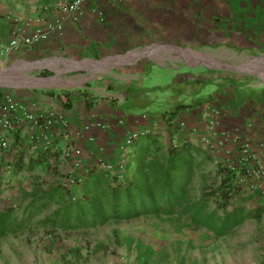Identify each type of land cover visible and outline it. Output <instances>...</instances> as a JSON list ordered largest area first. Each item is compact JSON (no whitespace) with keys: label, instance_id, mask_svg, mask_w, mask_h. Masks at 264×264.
<instances>
[{"label":"crops","instance_id":"0c3cea01","mask_svg":"<svg viewBox=\"0 0 264 264\" xmlns=\"http://www.w3.org/2000/svg\"><path fill=\"white\" fill-rule=\"evenodd\" d=\"M61 4L62 0H0V45L9 43L20 32L31 34L39 29L43 32L41 39L29 48L0 50V72L9 71L11 78L16 73L7 69L17 62L32 64L28 65L32 70L40 69V76H31L39 85L31 89L14 90L16 85L0 84L1 104L3 98L11 96L14 103L23 107L16 111L20 120L14 129L7 131L0 126V135L8 136L11 142L8 149L0 151L4 164L22 145L30 153L43 149V133L53 131L52 144L57 150L50 154L48 164L43 165H51L52 169L71 167L76 159L67 162L62 156V150L71 143L70 146L80 150L76 158L84 157L83 164L77 169L84 172L85 167L99 159H110L120 153L121 144L130 131L160 126L155 125L158 119L156 121L150 115L145 118V114L123 113L114 103L124 100L127 89L135 86L133 82L145 79L143 72L148 62L142 57L148 51L119 52L130 40L209 38L213 28L234 27V32H241L246 24H251L249 37H264V0H89L79 20H75ZM151 53L149 60L154 63L150 65L153 67L167 51L159 48ZM57 80L67 82V85L58 89L50 84ZM0 82L5 79L1 77ZM92 82L103 84L99 87ZM100 88L106 90L107 98L92 100L91 97L102 95ZM112 88L117 89L113 91ZM48 90L61 93L63 98L69 91L76 102L66 107L60 98L50 96ZM87 101H92L93 105L88 107ZM1 104L0 119L5 110ZM263 107V101L256 102L254 98L233 100L229 108H223L218 125L220 131L239 129L244 138L255 144L258 153L264 155V148H260L264 143ZM26 112L34 115L53 112L62 119L52 130H31ZM185 118L192 126L204 128L197 110ZM162 139L167 145L171 142L166 131H162ZM130 150L126 146L123 151L127 158L131 156ZM72 155L74 157L75 153ZM115 261V264H129L119 258L110 263ZM136 263L140 264L139 261ZM261 264H264V258Z\"/></svg>","mask_w":264,"mask_h":264},{"label":"trees","instance_id":"16d2710c","mask_svg":"<svg viewBox=\"0 0 264 264\" xmlns=\"http://www.w3.org/2000/svg\"><path fill=\"white\" fill-rule=\"evenodd\" d=\"M178 83L180 82H175L179 85ZM204 84L209 89L217 90L220 96L208 91L207 95L192 103L167 101L170 107L145 115L162 121L157 122L163 132L164 128L168 132V122L186 114L188 110H196L206 103H216L223 108V93L228 91L231 87L229 85L240 89L247 98L259 95L257 87L229 77L222 78L221 81L196 78L194 81L184 82L189 92L191 89H202ZM170 89L181 91L174 84L143 89L133 86L126 91L132 92L130 95L126 94L123 101L117 100L114 103L123 113L131 114L129 109H124L123 104L131 106L149 103L150 100L143 96L144 92L169 93ZM47 93L56 99L60 98L66 107L76 102L69 91L64 98L57 91L48 90ZM1 95L2 93L0 101ZM86 104L88 107L93 105L92 101H87ZM158 127L141 131L129 145H125L124 140L120 153L110 159H99L97 163L85 167L82 176L73 184L60 179L46 185L42 180L33 178L32 187L22 189L20 203L0 204V239L25 231L40 230L44 234L56 236L63 232H76L141 217L173 221L177 230L184 227L206 228L217 237H223L233 234L248 219L262 218L263 196L252 207L235 201L244 189L242 178H248L246 164L239 172L223 167L220 157L213 150L204 148L191 139L167 145ZM126 146L131 149V156L128 158L123 152ZM51 153L50 148L30 153L22 145L7 164H4V159H0V173L4 171L0 174V196L16 175L23 171L33 172L43 164H48ZM102 161L111 162L113 169L102 167L99 163ZM208 164H214L220 181L212 186L203 184L197 195L194 193L195 178L204 175L203 169ZM8 170L10 172H6ZM126 239H129V247L136 250V258L140 264H150L158 254L142 240L134 237Z\"/></svg>","mask_w":264,"mask_h":264},{"label":"rangeland","instance_id":"374dc122","mask_svg":"<svg viewBox=\"0 0 264 264\" xmlns=\"http://www.w3.org/2000/svg\"><path fill=\"white\" fill-rule=\"evenodd\" d=\"M250 25L246 24V28L241 32H234V27L220 29L219 27L213 28V26L214 30L211 29L212 33L209 38L130 40V43L122 47L119 52L148 51L147 55L142 57L148 62V67L143 72L145 79L143 82L137 81L133 84L141 89L174 84L181 91L178 92L175 89H170L169 93L147 91L143 93V96L150 100L149 103L131 106L123 104L124 109H129L128 112L131 114L142 115L170 107L167 101L171 100L192 103L207 95L208 91L220 96L217 90L209 89L207 84H204L198 91L191 88H189L190 92L186 90L184 82H191L196 78L221 81L222 78L229 77L257 87L259 95L247 98L240 89L229 85L231 87L223 93L222 99L230 103L226 102L223 108H229L233 100L242 97L246 100L254 98L256 102L261 100L264 103V81L258 77V73L264 75V60L258 64L251 60L264 56V37H255L256 35L249 37L251 35L249 34ZM159 48H163L167 53L164 54V58H156V64L151 67L150 65L154 64L150 62L151 59L149 60L151 52ZM28 65L32 64L17 62L9 67L7 70L16 73V76L12 78L9 71H1L0 78L5 79L2 83L16 85L14 90L31 89L39 85L31 76H40V69L36 67L32 70ZM175 82L180 83L177 85ZM92 83L99 87L103 84L102 82ZM50 84L63 89L62 87H65L67 82L57 80ZM100 92L102 95L91 97V99L107 98L104 88ZM165 100L167 103H164ZM261 110L263 111L264 107ZM158 129L162 130L161 126ZM164 131H166L165 128ZM79 151L75 148L73 150L75 156L65 158L67 162L76 158ZM219 157L221 158L222 155ZM76 159H80L83 164L84 157ZM77 169H80V166H75V164L71 167L61 166L53 169L51 165H42L33 172L24 171L12 179L11 185L0 196V204L20 203L22 189H30L33 178L42 180L46 185L60 179L73 184L71 180L78 173ZM203 172L204 175L196 176L194 181V193L197 195L203 184L212 186L220 181L214 164L205 166ZM259 187L258 189L244 187L235 201L247 206H255L260 197H264ZM174 223L159 218L141 217L76 232H63L56 236L44 234L41 230L25 231L0 239V264H115L116 261L110 263L115 258L121 259L123 263L137 264L136 250L129 247V239L126 237L142 240L158 252L150 264H261L264 258V217L251 218L237 227L233 234L223 237H217L206 228L184 227L182 230H177Z\"/></svg>","mask_w":264,"mask_h":264},{"label":"built area","instance_id":"2783aa9c","mask_svg":"<svg viewBox=\"0 0 264 264\" xmlns=\"http://www.w3.org/2000/svg\"><path fill=\"white\" fill-rule=\"evenodd\" d=\"M87 1L89 0H62L61 5L62 8H64L75 20H79ZM50 29L55 28L50 26ZM42 35L43 32L40 29L31 34L20 32V34L11 39L9 43L0 45V50L9 51L11 48H29L37 43ZM2 103L3 104L1 105L5 110L0 119V126L7 131H11L16 127L17 122L20 120L16 111L23 107L14 103V99L11 96L3 98ZM196 110L200 112L204 128L200 129L198 126H192L189 123V120L185 117L187 114H191L193 110H188L186 114H181L177 118L168 122L170 141L174 144H179L186 139H191L204 148L213 150L218 156L222 155L220 158V161L223 163L222 166L227 167L228 169H234L236 172H239L240 168L246 164L248 166V178L245 179V176L242 178L244 187L248 186L258 189L260 186V191L264 193V155L258 153L255 144L249 139L244 138L240 134L239 129L220 131L218 126L219 119L221 118V115H223L222 112H224V109L216 103H206ZM26 116L29 120V127L31 130H37L39 128L52 130L55 128V124L62 119V117L59 118L53 112L41 113L39 115L26 112ZM145 118H148V116L146 115ZM158 124V122L155 123V125ZM140 132L141 131L135 130L130 131L126 136L125 145L131 144L133 139H135ZM52 133L55 132H45L43 133L42 138L45 141L44 148H50L51 151L54 152L57 148L52 144ZM10 145L11 142L9 137L6 135H0V151L2 152L8 149ZM260 148H264V143H261ZM74 149L75 147L68 145V147L62 150V156L64 158L73 156ZM99 163L102 167L113 169V164L111 162L102 161ZM74 164L75 166H80L82 163L80 159H76ZM81 174L82 172L73 176L71 180L73 181L72 183H74L77 178H80L82 176Z\"/></svg>","mask_w":264,"mask_h":264},{"label":"water","instance_id":"95a60500","mask_svg":"<svg viewBox=\"0 0 264 264\" xmlns=\"http://www.w3.org/2000/svg\"><path fill=\"white\" fill-rule=\"evenodd\" d=\"M148 49V48H147ZM181 50L182 51H185V49L183 50L182 48H181ZM193 52V51H192ZM199 53V52H198ZM253 62H255V63H261L262 62V60H264V56H260V57H255V58H253V59H251ZM258 77H259V79H261V80H263L264 81V75L263 74H261V73H258ZM0 84L1 85H3V86H8V84H5V83H2V82H0Z\"/></svg>","mask_w":264,"mask_h":264}]
</instances>
